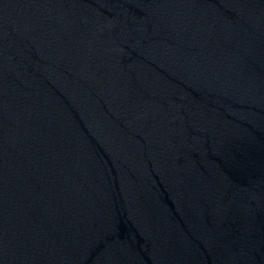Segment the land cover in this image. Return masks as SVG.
<instances>
[{"label":"water","instance_id":"obj_1","mask_svg":"<svg viewBox=\"0 0 264 264\" xmlns=\"http://www.w3.org/2000/svg\"><path fill=\"white\" fill-rule=\"evenodd\" d=\"M0 264H264V0H0Z\"/></svg>","mask_w":264,"mask_h":264}]
</instances>
